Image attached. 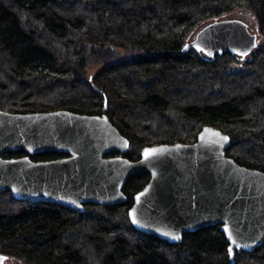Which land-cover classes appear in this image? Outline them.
I'll use <instances>...</instances> for the list:
<instances>
[{
  "label": "trees",
  "instance_id": "trees-1",
  "mask_svg": "<svg viewBox=\"0 0 264 264\" xmlns=\"http://www.w3.org/2000/svg\"><path fill=\"white\" fill-rule=\"evenodd\" d=\"M238 8L264 41V0H0V110L107 115L129 140L112 154L134 161L147 146L190 144L215 126L230 138L228 156L264 171V44L239 70L237 55L183 50ZM149 180L134 175L126 201L82 211L0 190V254L22 264H264V242L236 247L219 224L179 243L139 231L130 209Z\"/></svg>",
  "mask_w": 264,
  "mask_h": 264
},
{
  "label": "water",
  "instance_id": "water-1",
  "mask_svg": "<svg viewBox=\"0 0 264 264\" xmlns=\"http://www.w3.org/2000/svg\"><path fill=\"white\" fill-rule=\"evenodd\" d=\"M258 40V30L247 21L221 18L201 27L183 50L194 48L210 58L224 53L245 57L258 47ZM229 146L226 133L205 126L193 143L147 146L134 161L112 154L125 153L129 140L107 115L0 110V190L11 191L19 200L43 196L82 211L86 203L126 201L128 179L148 173L150 180L130 209L139 231L179 243L186 232L219 224L229 242L235 240L236 247L250 251L264 242V171L239 164L227 155ZM146 149L160 151L146 158ZM7 151L26 155L6 158ZM46 152L69 155L30 157ZM7 259L0 254V264Z\"/></svg>",
  "mask_w": 264,
  "mask_h": 264
},
{
  "label": "rangeland",
  "instance_id": "rangeland-1",
  "mask_svg": "<svg viewBox=\"0 0 264 264\" xmlns=\"http://www.w3.org/2000/svg\"><path fill=\"white\" fill-rule=\"evenodd\" d=\"M226 18H240L242 20H245L247 21L248 23H250L251 25H253L255 28H256V22L254 20V17L253 15L247 10V9H244V8H238L236 10H234L233 12H231L230 14H228L227 16H225ZM221 19V18H220ZM198 31L195 32V34L197 33ZM195 34L192 35V38H194ZM261 44H264V41L263 39L260 38V35H259V40H258V45H261ZM238 56V63H234L232 65V69L233 70H239L241 68H243V62L248 59L250 57V54L245 56V57H242V56ZM94 71V69L91 70V72ZM4 264H22L20 261L16 260L15 258H8Z\"/></svg>",
  "mask_w": 264,
  "mask_h": 264
},
{
  "label": "snow or ice",
  "instance_id": "snow-or-ice-1",
  "mask_svg": "<svg viewBox=\"0 0 264 264\" xmlns=\"http://www.w3.org/2000/svg\"><path fill=\"white\" fill-rule=\"evenodd\" d=\"M201 51H203V49H201ZM241 55H247V52H243V53H241ZM205 132H207V133H209V134H211L213 136H219L220 135L219 133L212 132L210 129H205ZM223 139H227V137H223ZM158 151H160V150H158V149H146L145 150V157L147 158L150 155H154ZM138 199H139V197H138ZM131 215H132V218H133V222H136L135 212L133 211V213H131ZM165 235H171V233H165ZM229 235H231V233ZM175 238L179 239L180 237L177 236ZM232 243L235 244L236 241L233 240ZM229 251H231V249H229Z\"/></svg>",
  "mask_w": 264,
  "mask_h": 264
},
{
  "label": "bare ground",
  "instance_id": "bare-ground-1",
  "mask_svg": "<svg viewBox=\"0 0 264 264\" xmlns=\"http://www.w3.org/2000/svg\"><path fill=\"white\" fill-rule=\"evenodd\" d=\"M253 26V25H252ZM255 28V27H254ZM215 127V126H214Z\"/></svg>",
  "mask_w": 264,
  "mask_h": 264
}]
</instances>
